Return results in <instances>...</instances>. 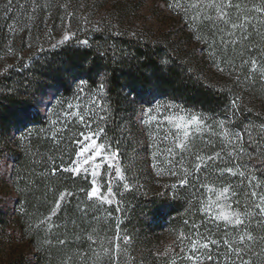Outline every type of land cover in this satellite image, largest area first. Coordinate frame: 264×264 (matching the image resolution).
<instances>
[{
  "label": "snow or ice",
  "instance_id": "obj_1",
  "mask_svg": "<svg viewBox=\"0 0 264 264\" xmlns=\"http://www.w3.org/2000/svg\"><path fill=\"white\" fill-rule=\"evenodd\" d=\"M12 4L13 0H7L3 9L5 20L11 19L7 13L11 11ZM165 6L180 16L195 40L207 46L209 57L219 72L225 73L237 85L255 84L257 81L264 83V0H165ZM61 7L66 9L67 5ZM84 22L87 24L86 18ZM9 29L13 32L19 30L14 24L9 25ZM95 30L99 31V28ZM74 36V33L65 32L50 48L61 47L73 40ZM77 43L85 46L89 44L88 40ZM27 47H31V44ZM76 87L73 99L56 101L60 106L54 114L55 118L49 113L52 100L41 98L32 105V111L19 115L18 122L26 124L38 116L43 107L44 117L49 120V124L47 128L38 129L36 135H44L56 146L63 143L67 147L58 155L47 156L49 169L41 175L54 177L58 173H70L85 179L90 177V191L85 192L84 188L79 191L85 192L89 200L111 205L117 193L113 190L111 178L97 179L102 178L101 170L105 169L106 172V167H113L116 178L124 181L126 177L115 163L118 149L114 150L106 142L107 134L102 126L109 115L107 105L103 102L107 94V80L102 76L95 92L88 88L83 79H79ZM239 100V96L232 99V114L218 120L188 112L175 102L156 104L141 113L143 124L152 125L155 122V130L150 129L148 132L150 137L158 141L154 144L157 149L153 153L154 159L158 153H163L167 164L172 166L167 174L178 177L179 186L192 189L190 206H195L197 213H204L208 223L216 225L215 231L211 228L200 231L205 221H193L192 232H179V247L183 254H176L171 264H177V258L190 264H264V181L255 175L256 169L245 162L254 158L253 153H264V122L258 130L251 123L242 130L232 127L235 125L233 117L240 112ZM154 111L156 114H153ZM32 134L29 132L21 140L28 142ZM245 134L246 143L252 146V152L245 146ZM197 140L201 144L198 145ZM160 144L166 146L161 149ZM217 145L219 150H215ZM209 149L213 151L209 152ZM106 174L111 177V173ZM228 176L242 179L236 185L226 180ZM102 184L106 185V191ZM171 187L175 189L177 185ZM123 188L130 190L131 185L126 182ZM202 189L212 195L203 198ZM50 191L56 193L54 187ZM74 195L67 190L58 192L54 196L50 214L39 219L35 225H29V230L38 235L43 227L46 237L53 234V229L59 226L52 222V217L57 215V210L66 198ZM116 210H119L118 202ZM189 223V220L184 221L185 225ZM256 230H260L259 234H254ZM92 231L96 232L97 229ZM87 240L91 244L97 243L92 234L87 235ZM120 240L117 232L108 239L110 247H104L103 241H100L102 251L92 248L91 255L88 251L79 250L71 255L65 253L60 264H103L106 257L107 264H118ZM129 240V237H123L125 244ZM67 243L66 239H56L57 245L64 246ZM53 246L52 239L45 238L39 242L37 251ZM164 255L167 256L168 252Z\"/></svg>",
  "mask_w": 264,
  "mask_h": 264
},
{
  "label": "rangeland",
  "instance_id": "obj_2",
  "mask_svg": "<svg viewBox=\"0 0 264 264\" xmlns=\"http://www.w3.org/2000/svg\"><path fill=\"white\" fill-rule=\"evenodd\" d=\"M6 3L7 0H0V73H2L0 74V264H39L38 256H41L44 261L57 258L55 254L58 255V253L55 251L53 253V250L57 247L56 239L59 236L55 232L56 228L53 229V234L48 237L45 236L43 227L38 235L35 231L29 230V225H35L39 219L49 215L50 212L46 213L42 209L38 185L27 183L25 178L23 181L28 185L24 191L26 200L19 204L14 179L15 154L19 151H27L28 156H31L29 150H31L33 139L38 137V140H49L45 139L44 135H36L38 129L48 127L49 120L44 117L43 107H41L38 115L39 120L27 121L26 124L22 125L18 122V117L22 112L32 111V105L43 98L45 101L52 100L49 113L52 118H55L54 114L60 106L56 101L73 99L77 91L76 84L81 79L69 78L68 85L61 90L51 88V76L58 71H55L57 64L55 66L54 62L56 60L54 62L51 60L53 65L51 72H54L47 71L48 67H45L47 60L52 59L53 53L60 49L87 48L90 44L96 43L99 45L102 42L113 41L116 38L132 39L163 46L169 44L176 53L189 60L195 58L204 49L207 50V46L193 38L180 16L173 14L165 6V0H13L12 9L7 13L11 17L8 20L4 19L5 13L3 12ZM45 5H48V7H45ZM61 5H67V8L65 9ZM34 7L35 11H33ZM70 13L72 15H69ZM30 17H34V19H30ZM85 18L88 21L87 24L84 22ZM13 24L19 29L18 31H10L9 25ZM97 27L99 31L95 30ZM65 32L74 33V39L56 49L50 48V45L56 43V40L61 38V34ZM117 33L120 34L117 35ZM132 33H136V35L133 36ZM82 40H88V46L77 43V41ZM28 44H31V47H27ZM5 69H7L6 72ZM215 70L216 75L223 74L217 68ZM87 85L92 92L96 91L95 85H89V83ZM258 85L261 86L262 95L260 100L262 102L254 106L244 105L243 112H239L236 117H233L235 125L232 127L242 130L244 126L251 123L255 124L257 126L256 130H258L259 125L264 122V83L257 81L255 84H241L243 88L238 95L240 97L239 103L243 106L246 103L244 101L246 98L248 103L254 101V92L250 90L251 86ZM53 96L55 99H53ZM126 97L128 113L124 116L121 136L122 139L127 137L128 141H125L124 147L120 149L123 156L119 154L118 159L115 161L125 174L126 180L120 181L116 178L113 167H106V172L105 169H102V178L98 177L97 179L106 180L111 178L113 190L117 195L111 205L101 204L97 201L94 206L89 208L90 215H100L99 217L104 219L114 217L119 222L126 208L123 196L135 191L137 186H140V189L144 188L143 178L146 176L153 181V187H155L157 193H168L173 199L184 194L187 208L174 215L176 224L172 228H166L164 232H159L156 235L158 238L154 246V254L158 263L171 264V260L176 254H183L179 247V232H192L191 223L193 221L196 223H201L202 220L205 221L202 223L200 231H204L205 228H211L215 231L216 225L208 223L204 213H197L195 206H190L192 189L179 186V178L167 174L168 169L172 166L167 164L163 153H158L155 159L153 157V153L157 152L154 144L158 141L150 137L148 132L150 129L155 130V122L152 125L143 124L141 113L150 106L154 107L156 104L166 103L160 102L157 97H154L151 101L137 102L128 92H126ZM184 109L217 120L230 116L207 115L200 111ZM11 111L13 115H11ZM7 112L10 113L9 116L5 115ZM153 114H156L155 111ZM160 118L162 119V115ZM256 130H254V135ZM29 132L33 133L29 141H22L21 137L26 136ZM18 137L19 143L17 141ZM212 139L215 140L216 137H212ZM106 142L111 144L108 137ZM246 142L247 135L245 134V146L249 152H252V146ZM196 143L199 145L201 141L197 140ZM40 146L41 142L38 144V147ZM165 146V144L159 145L161 149ZM61 147L64 149L67 145L62 143ZM112 148L115 150L113 146ZM215 150H219V145ZM208 151L211 152L213 149ZM253 157L251 161L245 162L254 167L256 169L255 175L261 181H264V153L261 155L253 153ZM40 159L42 161V157ZM41 161L35 160L33 163L31 161L33 165L31 176L34 177L35 183L40 181L41 173H44V168H47V163L44 164ZM135 169L138 171L137 175L141 171V175L144 177H139V175L133 177L135 176ZM106 173H111V177ZM73 177L85 180L83 176L73 175ZM240 179L242 178L226 177L227 181L236 185H239ZM88 180L91 184L90 177ZM133 181L137 186L133 185ZM126 182L131 185L130 190L123 188V184ZM173 184L177 185L175 189L171 187ZM102 186L106 191V185L102 184ZM201 192L205 199L212 195L204 189ZM69 198L67 197L66 201L61 204V208ZM117 202L118 211L116 210ZM61 208L57 210V215L52 217V222L55 225ZM193 213L196 214L193 215ZM185 220H189L190 223L185 225ZM259 231L256 230L254 234H259ZM125 236L131 239V235L125 234ZM45 238L52 239L54 246L51 249L46 248L44 251H37L39 242ZM97 242L95 245L92 244L91 248L102 251L100 241ZM103 246L110 247L104 241ZM256 250L259 251V248ZM165 252H168L167 256L164 255ZM120 254L123 257H129L130 255L129 253L126 256V252H122V250ZM119 257L121 256L119 255ZM177 264H190V262L177 258Z\"/></svg>",
  "mask_w": 264,
  "mask_h": 264
},
{
  "label": "trees",
  "instance_id": "obj_3",
  "mask_svg": "<svg viewBox=\"0 0 264 264\" xmlns=\"http://www.w3.org/2000/svg\"><path fill=\"white\" fill-rule=\"evenodd\" d=\"M53 55V58L47 60L45 64V67H48L47 71L53 73L51 60L53 62L56 60L55 71L58 72L55 75L53 73L50 79V87L53 89H64L68 81L75 78H81L89 85L96 86L102 76L106 77L107 94L103 102L107 105L109 115L102 126L111 145L118 149L121 156L123 152L120 149L124 147L125 141H128L127 137L122 139L121 136L124 116L128 113L126 92L137 102L151 101L157 97L160 102L166 104L175 102L188 110L222 116L232 114L231 101L243 88L229 79L225 73L216 75V67L209 57V50L206 49L189 60L176 53L169 44L163 46L116 38L99 45L90 44L87 48L60 49ZM250 91L254 92V101L248 103L246 98L243 106L238 101L240 113L243 112L244 105L254 106L262 102L260 85L251 86ZM5 115L9 116L10 113L7 112ZM11 115H13L12 111ZM39 118L35 116L29 121L34 122ZM37 138L31 141V150H29L31 156H28L27 151H19L15 154L14 179L19 204L26 200L24 191L25 187H28V182L38 185L42 209L46 213L50 212L54 196L58 192L67 190L75 193L61 208L56 224L59 227L55 229L59 238L66 239L68 243L64 246L57 245L53 250V253L54 251L58 253V255L55 254L56 260L44 261L41 256H38V263L49 264L51 261V264H60V261L65 258V253L71 255L77 250L88 251L91 255L92 244L87 240L88 234H92L96 241H104L107 244L108 239L119 232L121 250L126 252V256L129 253L130 255L123 257L120 254L118 264H159L154 254V246L158 238L156 235L164 232L166 228H172L176 224L174 215L187 208L184 194L173 199L168 193L155 192L154 183L150 177L142 176L139 171V177H144L145 187L140 189V186L132 182L137 187L135 191L123 196L126 208L121 215L122 222L121 220L118 222L114 217L104 219L99 217L100 215H90L89 208L97 201L89 200L85 194L91 187L88 179L58 173L54 177L42 175L40 181L34 182V177L31 176L33 173L31 161L32 163L35 160L41 161L40 157H42L41 163L45 164L47 156L58 155L63 150L61 145L56 146L49 140ZM40 142L42 147H38ZM48 169L47 164L44 173ZM134 173L135 176H132L138 177L137 169ZM24 178L27 183H24ZM52 187L56 189V193L50 191ZM81 188H84L85 192L79 191ZM94 228L97 229L96 232L92 231ZM125 234L131 235V239L126 244L123 242ZM85 259L87 260V257ZM107 260L108 258L103 263L107 264Z\"/></svg>",
  "mask_w": 264,
  "mask_h": 264
}]
</instances>
